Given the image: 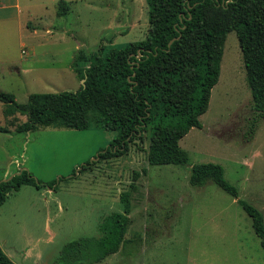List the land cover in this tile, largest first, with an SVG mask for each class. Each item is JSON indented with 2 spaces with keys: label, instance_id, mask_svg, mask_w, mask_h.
I'll return each mask as SVG.
<instances>
[{
  "label": "rangeland",
  "instance_id": "obj_1",
  "mask_svg": "<svg viewBox=\"0 0 264 264\" xmlns=\"http://www.w3.org/2000/svg\"><path fill=\"white\" fill-rule=\"evenodd\" d=\"M60 1L21 0L19 20L24 32L19 40L3 38V47L11 49L16 61L0 62V90L12 94L18 103L27 102L34 93L80 89L84 79L73 65L82 52H97L102 46L122 48L149 34L147 0H65L70 10L62 16ZM15 12L14 8L1 11L4 17ZM0 101L5 108L6 102ZM252 107L240 41L231 31L219 82L212 89L208 111L200 117L203 127H193L180 141L189 154L187 165H150L148 144L139 140L126 155L100 160L99 153L116 136L104 129L46 126L0 133V176L8 170L16 173V162H20L36 179L54 183L53 188L40 189L24 185L8 196L0 207V245L15 253L19 262L35 246L42 257L34 256L26 264H58L65 244L99 236L103 219L124 210L121 193L130 190L138 171L127 237L144 238L146 227L162 231L152 256L132 254L114 264L143 260L145 264H264V249L252 218L237 199L214 182L203 186L190 182L193 165L221 164L239 197L264 214V119L249 137L255 116ZM3 111L0 119L7 128L15 116L16 124L27 120L19 113L9 119ZM88 163L96 164L89 167ZM60 204L66 211H58ZM47 206L52 211L50 227L57 234L53 240L45 231ZM114 259L111 255L104 262Z\"/></svg>",
  "mask_w": 264,
  "mask_h": 264
},
{
  "label": "trees",
  "instance_id": "obj_2",
  "mask_svg": "<svg viewBox=\"0 0 264 264\" xmlns=\"http://www.w3.org/2000/svg\"><path fill=\"white\" fill-rule=\"evenodd\" d=\"M147 3L150 27L146 39L122 48L105 50L102 46L97 52H82L80 59H76L74 69L80 79H85L80 89L34 93L25 103H18L12 94L0 91V100L6 102V116L19 113L27 117L19 124L15 118V130L32 131L46 126L104 129L116 136L99 153L100 160L126 155L130 145L139 140L148 144L150 165H187L189 154L180 141L193 127H203L200 117L208 111L212 89L219 82L226 38L235 31L253 96L255 116L248 130L252 138L257 123L264 119V0H147ZM69 10L67 1L61 0L59 15H66ZM10 131L0 125V132ZM93 164L96 163L88 166ZM140 175L135 171L130 190L121 193L124 210L103 219L99 236L81 237L65 244L58 264L101 263L119 253L128 242L142 239L139 234L136 239L127 237L132 192L137 190ZM190 182L193 186L214 182L237 199L252 218L264 249V214L239 197L238 188L225 178L221 164L193 165ZM53 184L36 179L24 169L0 183V207L24 185L40 189L53 188ZM0 264H15L1 246Z\"/></svg>",
  "mask_w": 264,
  "mask_h": 264
},
{
  "label": "crops",
  "instance_id": "obj_3",
  "mask_svg": "<svg viewBox=\"0 0 264 264\" xmlns=\"http://www.w3.org/2000/svg\"><path fill=\"white\" fill-rule=\"evenodd\" d=\"M8 8H14V9H16V12L13 16H5L4 17L2 15L1 11L3 9H8ZM22 13H23V10H22V5H21V0H0V62H2L3 60L4 61L7 60V61H10L12 63H13V61H16V60H12L13 55H12L11 49H9V48L7 49L8 46L3 47V38L6 39L7 41L10 38L16 39V40H19L21 38V34H22V32H24V24H22V21L20 22V20H19L20 17L22 16ZM12 29H14V33L12 32ZM18 31H20V32H18ZM23 49H24V47H22L20 50V52L22 54H23ZM25 52L27 53L26 50H25ZM15 54L17 56V52H15ZM3 108H4V105L0 101V111L4 110ZM3 113H4V111H3ZM14 116L15 115H11L9 119L13 118ZM15 118H16V116H15ZM25 121H26L25 119H22V123ZM0 125H2L1 119H0ZM11 125L12 126L9 128L11 130L10 132H0V133L11 134L12 131H16L15 130L16 126L14 124H11ZM13 126H14V128H13ZM16 167H17L16 173L19 170H22L24 168L20 162H16ZM9 175H11V172H9V170H8L7 172L4 173L3 176H0V181L7 178ZM39 211H41V210H39ZM44 211H45L44 215L46 217L45 231L51 233L48 239L53 240L57 234L50 227V224L53 221V218L51 217L52 211L50 210V208L48 206ZM58 211H66L63 204H60ZM148 228L149 227H146L144 229V232L146 233L144 235V238L138 240V242H136V241L128 242L127 246H125L119 253L113 254V256H115L113 263H111L110 261H105V262L103 261V262L97 263V264H114L115 260L117 261V259H118V261H119V260H122L124 258H129L132 254L133 255L137 254L139 256L144 257V256L150 255V253H151V256H152L153 250L155 249V244L157 243V239H158L159 235L161 234L162 230H158V229L150 230ZM23 233H25L24 230H23ZM147 233H149L151 236L147 235ZM1 248L3 249V251L7 254V256L15 264H26L25 261L31 260L32 258H34V256L38 257L37 258L38 260H39V258L42 257V252L41 251L36 252L35 246H31V248L29 250H26L24 252L22 262H19L18 260H16L17 256H15V253L10 252L8 250H5L2 246H1ZM20 255H22V254L20 253ZM127 255H129V256L125 257ZM145 263H146L145 260H143V262H140L139 264H145Z\"/></svg>",
  "mask_w": 264,
  "mask_h": 264
},
{
  "label": "water",
  "instance_id": "obj_4",
  "mask_svg": "<svg viewBox=\"0 0 264 264\" xmlns=\"http://www.w3.org/2000/svg\"><path fill=\"white\" fill-rule=\"evenodd\" d=\"M173 41H174V39L169 43V45H171ZM84 82H85V79L83 80V83H84ZM24 169H25V168H23L21 171H19V172H17V173H14V174L10 175V177L5 178V179H3L2 181H8V180H10V179H11L12 177H14L16 174H21L22 171H23ZM2 181H0V183H1Z\"/></svg>",
  "mask_w": 264,
  "mask_h": 264
}]
</instances>
